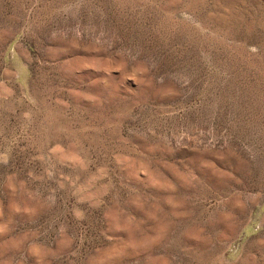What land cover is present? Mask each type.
Segmentation results:
<instances>
[{"label":"rangeland","instance_id":"1","mask_svg":"<svg viewBox=\"0 0 264 264\" xmlns=\"http://www.w3.org/2000/svg\"><path fill=\"white\" fill-rule=\"evenodd\" d=\"M0 264H264V0H0Z\"/></svg>","mask_w":264,"mask_h":264}]
</instances>
